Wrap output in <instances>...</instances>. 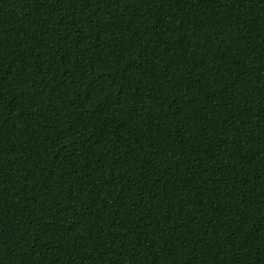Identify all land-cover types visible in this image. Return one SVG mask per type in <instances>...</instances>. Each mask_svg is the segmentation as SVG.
<instances>
[{
    "label": "trees",
    "instance_id": "trees-1",
    "mask_svg": "<svg viewBox=\"0 0 264 264\" xmlns=\"http://www.w3.org/2000/svg\"><path fill=\"white\" fill-rule=\"evenodd\" d=\"M0 264H264V0H0Z\"/></svg>",
    "mask_w": 264,
    "mask_h": 264
}]
</instances>
